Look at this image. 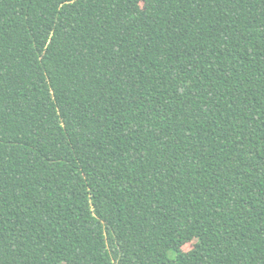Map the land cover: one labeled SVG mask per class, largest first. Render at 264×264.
<instances>
[{
  "label": "trees",
  "instance_id": "1",
  "mask_svg": "<svg viewBox=\"0 0 264 264\" xmlns=\"http://www.w3.org/2000/svg\"><path fill=\"white\" fill-rule=\"evenodd\" d=\"M62 263L264 264V0H0V264Z\"/></svg>",
  "mask_w": 264,
  "mask_h": 264
},
{
  "label": "rangeland",
  "instance_id": "2",
  "mask_svg": "<svg viewBox=\"0 0 264 264\" xmlns=\"http://www.w3.org/2000/svg\"><path fill=\"white\" fill-rule=\"evenodd\" d=\"M193 246V242H190V243H187L185 246H184V250H188L190 249L191 247ZM62 264H65V263H62Z\"/></svg>",
  "mask_w": 264,
  "mask_h": 264
}]
</instances>
